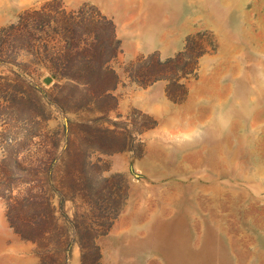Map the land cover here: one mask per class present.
Masks as SVG:
<instances>
[{
  "label": "rangeland",
  "instance_id": "rangeland-1",
  "mask_svg": "<svg viewBox=\"0 0 264 264\" xmlns=\"http://www.w3.org/2000/svg\"><path fill=\"white\" fill-rule=\"evenodd\" d=\"M46 1L0 0V29ZM62 1L113 20L124 85L105 98L0 57V264H82L75 228L110 225L99 264H264V0ZM198 32L216 49L183 102L128 77Z\"/></svg>",
  "mask_w": 264,
  "mask_h": 264
},
{
  "label": "trees",
  "instance_id": "trees-1",
  "mask_svg": "<svg viewBox=\"0 0 264 264\" xmlns=\"http://www.w3.org/2000/svg\"><path fill=\"white\" fill-rule=\"evenodd\" d=\"M212 43L207 32L189 35L184 50L175 57L161 61L155 58L156 53L151 54L138 63L137 73L132 67L126 69L128 77L142 87L166 80L167 97L181 103L188 89L179 81L196 72L199 58L208 54L209 50L215 51L216 46ZM119 53L120 40L113 20L88 3L68 10L62 0H48L38 7L24 10L15 22L0 29V57L6 56L10 63L24 72L45 68L59 80L88 86L98 84L99 95L105 98H112L113 92L123 84L121 76L111 66ZM21 55L28 58L27 62H16ZM174 62L178 63L176 68L172 67ZM47 206L51 215L54 214L56 209L52 208V203L48 202ZM110 228L111 225L101 232L88 227L75 228L82 264H89L91 260L99 264L101 254L96 239L106 235ZM55 229L57 232L64 231L57 225ZM33 231L31 235L19 230L16 233L34 243H39L49 233L39 228H33ZM85 235L91 236L89 240L83 239ZM72 243L59 241L57 250H68Z\"/></svg>",
  "mask_w": 264,
  "mask_h": 264
},
{
  "label": "water",
  "instance_id": "water-1",
  "mask_svg": "<svg viewBox=\"0 0 264 264\" xmlns=\"http://www.w3.org/2000/svg\"><path fill=\"white\" fill-rule=\"evenodd\" d=\"M45 81H46V82H50V78H46Z\"/></svg>",
  "mask_w": 264,
  "mask_h": 264
},
{
  "label": "bare ground",
  "instance_id": "bare-ground-1",
  "mask_svg": "<svg viewBox=\"0 0 264 264\" xmlns=\"http://www.w3.org/2000/svg\"><path fill=\"white\" fill-rule=\"evenodd\" d=\"M209 243H210V242H209ZM203 247H204V246H203ZM203 247H202V248H203ZM186 250H187V249H186ZM204 253H205V252H204Z\"/></svg>",
  "mask_w": 264,
  "mask_h": 264
}]
</instances>
